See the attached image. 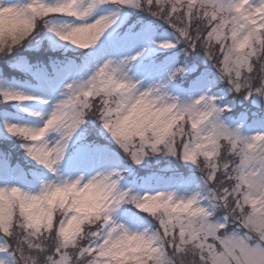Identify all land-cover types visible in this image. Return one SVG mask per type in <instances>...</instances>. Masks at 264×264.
Instances as JSON below:
<instances>
[{
    "label": "snow or ice",
    "instance_id": "1",
    "mask_svg": "<svg viewBox=\"0 0 264 264\" xmlns=\"http://www.w3.org/2000/svg\"><path fill=\"white\" fill-rule=\"evenodd\" d=\"M227 93L264 109V0H0V264H264Z\"/></svg>",
    "mask_w": 264,
    "mask_h": 264
},
{
    "label": "rangeland",
    "instance_id": "2",
    "mask_svg": "<svg viewBox=\"0 0 264 264\" xmlns=\"http://www.w3.org/2000/svg\"><path fill=\"white\" fill-rule=\"evenodd\" d=\"M202 58V54H200ZM187 62L191 63L188 57L186 58ZM224 101L230 102L231 107L233 108V112L230 114V118L233 119L231 116L236 115V117H240L241 113H246L249 117V122L254 118L252 113H258L260 116H264V109H260L258 106L254 105L252 101L245 100L242 97H234L231 93H227L224 95ZM239 120V118L234 119ZM198 173V172H197ZM139 174L145 175L146 173L141 171ZM199 174V173H198ZM197 174V175H198Z\"/></svg>",
    "mask_w": 264,
    "mask_h": 264
},
{
    "label": "trees",
    "instance_id": "3",
    "mask_svg": "<svg viewBox=\"0 0 264 264\" xmlns=\"http://www.w3.org/2000/svg\"><path fill=\"white\" fill-rule=\"evenodd\" d=\"M188 58H189L190 60H193V59H194V57H188ZM183 59H186V58L182 57V60H183ZM0 147L7 148V146H0ZM12 155H13V159H14V160H18V159H19V151H15V152H13ZM177 166L183 168L182 164L177 163ZM143 172H145V171H143ZM197 174H198V173H197ZM140 175H141V174H140ZM198 175H199V174H198Z\"/></svg>",
    "mask_w": 264,
    "mask_h": 264
}]
</instances>
